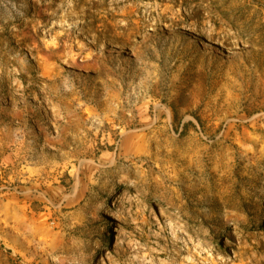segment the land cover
Segmentation results:
<instances>
[{"label":"rangeland","instance_id":"374dc122","mask_svg":"<svg viewBox=\"0 0 264 264\" xmlns=\"http://www.w3.org/2000/svg\"><path fill=\"white\" fill-rule=\"evenodd\" d=\"M0 264H264V0H0Z\"/></svg>","mask_w":264,"mask_h":264},{"label":"bare ground","instance_id":"6f19581e","mask_svg":"<svg viewBox=\"0 0 264 264\" xmlns=\"http://www.w3.org/2000/svg\"><path fill=\"white\" fill-rule=\"evenodd\" d=\"M115 3H116V2H115ZM99 4L103 5V1H100ZM128 26H129V25H128ZM126 29H127V27H126ZM161 210H162V209H161Z\"/></svg>","mask_w":264,"mask_h":264}]
</instances>
